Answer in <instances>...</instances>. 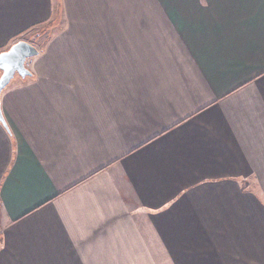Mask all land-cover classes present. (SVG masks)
<instances>
[{
  "label": "crops",
  "instance_id": "0c3cea01",
  "mask_svg": "<svg viewBox=\"0 0 264 264\" xmlns=\"http://www.w3.org/2000/svg\"><path fill=\"white\" fill-rule=\"evenodd\" d=\"M45 29L1 94L0 264H264V0H0V53Z\"/></svg>",
  "mask_w": 264,
  "mask_h": 264
},
{
  "label": "water",
  "instance_id": "95a60500",
  "mask_svg": "<svg viewBox=\"0 0 264 264\" xmlns=\"http://www.w3.org/2000/svg\"><path fill=\"white\" fill-rule=\"evenodd\" d=\"M39 55V50L31 43L20 41L9 50L0 53V122L6 126L1 111V94L16 76L31 77L27 62Z\"/></svg>",
  "mask_w": 264,
  "mask_h": 264
},
{
  "label": "rangeland",
  "instance_id": "374dc122",
  "mask_svg": "<svg viewBox=\"0 0 264 264\" xmlns=\"http://www.w3.org/2000/svg\"><path fill=\"white\" fill-rule=\"evenodd\" d=\"M48 36H49V33H44L39 38L35 37L34 38L35 39L34 45H36L35 47L37 49H41L43 47V45L45 44V41L49 38Z\"/></svg>",
  "mask_w": 264,
  "mask_h": 264
},
{
  "label": "trees",
  "instance_id": "16d2710c",
  "mask_svg": "<svg viewBox=\"0 0 264 264\" xmlns=\"http://www.w3.org/2000/svg\"><path fill=\"white\" fill-rule=\"evenodd\" d=\"M47 32V30L45 29L44 31H40L39 33H38V36H37V38H39V37H41L42 36V34H44V33H46ZM34 42H35V39H34Z\"/></svg>",
  "mask_w": 264,
  "mask_h": 264
}]
</instances>
